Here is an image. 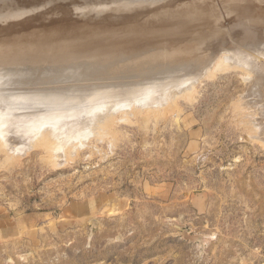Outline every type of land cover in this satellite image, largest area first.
I'll return each mask as SVG.
<instances>
[{"label": "rangeland", "instance_id": "obj_1", "mask_svg": "<svg viewBox=\"0 0 264 264\" xmlns=\"http://www.w3.org/2000/svg\"><path fill=\"white\" fill-rule=\"evenodd\" d=\"M214 3L220 12L215 10V24L234 43L233 29H242L231 17L236 13ZM262 23L250 47L236 42L234 48L258 60L246 56L255 70L264 65ZM225 66L220 72L195 71L203 78L195 74L193 90L184 91L189 82L184 88L176 82V91L173 79L159 80L149 102L123 98L132 93L127 89L137 90L135 84L116 88L122 99L97 103L90 124V103L76 104L68 113L78 117L59 118L55 139L46 125L24 128L41 123L44 109L2 99V106H14L22 118L9 119L16 121L13 134L0 127V264H264L263 75L251 65L248 71ZM2 72V89L24 88L19 78ZM76 124H84L83 133Z\"/></svg>", "mask_w": 264, "mask_h": 264}, {"label": "bare ground", "instance_id": "obj_2", "mask_svg": "<svg viewBox=\"0 0 264 264\" xmlns=\"http://www.w3.org/2000/svg\"><path fill=\"white\" fill-rule=\"evenodd\" d=\"M214 1L218 2L220 6L229 7V10L232 9V12L236 13L235 16L232 13L231 17L235 18L233 20L238 22L237 26L242 29L240 32L238 29V31L233 29L234 43H232V39L226 40L227 37L224 38L225 35L221 33L220 28L215 24L217 22H215V14H217L215 10L219 11L214 8ZM177 2L182 4L177 6ZM254 9H259V13H257V10V12L253 11ZM151 10L157 11L154 15L151 13L150 16L149 14L146 16ZM222 10L224 11L225 9ZM220 15L222 16V14ZM38 17L47 18V21L39 23ZM154 18L160 25L157 24L158 22L155 24L152 22ZM1 21L5 22L2 24L6 26H0V72L3 74L2 71L4 70V72H8V75H12V77L9 76L10 80L15 77L19 78V82L23 83L24 88L20 90L15 88L16 90H14L12 83L11 88L13 91L11 89L5 91L7 90L5 86V90L0 87V127L7 131L12 130V133H10L13 134L16 128V121H14L15 125H13L9 119L19 118L17 120L19 121L22 118V114H18L14 110L15 107L13 105L10 108L9 104L3 106L1 104L2 99L6 101L7 99H12V102L13 100H18L14 102L19 103L21 101V104H26V107L29 105L30 109L42 108V112L44 110L47 112L45 116V113L41 112L40 119L42 118L43 122L42 120L41 123L28 122L24 127L25 130L28 128L33 130L36 126L40 128V125L41 127L46 125L44 129H48L47 135L49 134L50 137H53L57 135L56 131L61 128L56 121L59 118L60 120L63 119V116L64 119H69L68 117L74 113L71 114L70 112L69 114L68 110L74 111V105L76 104H95V106H93L94 104L92 105L93 107H89L90 104L87 106L88 109L90 108L87 110L90 115L89 119L87 113L88 123L90 124V121H92L91 115L96 112V108H99L97 103L101 102L102 105L104 103V106H106L105 103L107 102L105 101H109V99L110 101L107 105L115 103L111 102V100L113 101L120 95L115 92L116 90L113 92L116 88L135 84L136 91L127 89L129 87L123 88V90L127 89L132 92L129 94L125 92L126 95L123 94L125 95L123 98H127L128 101L130 98H136L137 101V98L143 97L149 102L146 98L152 96L150 93L154 91L155 84L161 80L173 79V86L177 82L183 88L185 83L189 82L184 89L186 91L189 88L193 90L190 86L194 83L195 74L202 76V74L199 75L197 72L194 74L195 71H203L205 74L207 72L205 70L210 68L216 69L214 71H219L227 63L226 66H234V68L242 66L244 69L251 65L253 69L250 63L252 61L247 58L250 54L246 52V55L243 53L245 56H242V53L239 54L240 52L235 51L234 48L236 47V42L245 43L246 47H250L253 40L257 38L255 26L262 22L264 23V3L261 0H183V2L182 0H0ZM205 28L209 30L205 31ZM203 30L206 32L205 34H202ZM225 31L224 33H228V30ZM263 32L260 34L262 35ZM161 37L166 38V42ZM144 48L149 49V52L137 57ZM229 51H233L231 58L227 55L228 53L231 54ZM260 52L261 54L263 53L262 51ZM129 53H135V55L132 54V56ZM252 58L254 59V57ZM150 62H152L153 67L149 70L145 69L144 64ZM255 62H258V60L256 59ZM255 64L254 67L257 66ZM141 65H144V67ZM258 66L257 70L260 69L258 72L263 76L257 75V77L260 76L264 82V70L262 68L264 65ZM79 68L84 70L78 72ZM246 70L248 71V68ZM257 70L255 71L257 72ZM65 74L71 76L63 78L62 76L64 75L65 77ZM192 74H194V77ZM0 79L3 78L0 77ZM6 79L9 78H5V81ZM259 79L257 80L259 81ZM254 80L257 81L256 79ZM168 82L170 83L169 80ZM251 82L254 84L253 80ZM260 83L262 82L259 81L258 83L261 87ZM176 86L173 87V90H175ZM255 86H252L253 90L257 89ZM54 87L63 89L54 93L50 91L39 92L42 88L51 89ZM177 89H179L178 86L176 91H178ZM170 90L167 88L162 91L161 89L162 92H170ZM255 92L257 91L255 90ZM161 94L158 93V95ZM185 94H188V92H185ZM166 95L164 94L163 96ZM120 98L119 96L117 99L121 100L122 98ZM154 98L151 100H155ZM124 102L123 100L122 102L118 101L120 104ZM102 105H100V109H102ZM1 106L3 108L9 107L10 109H3ZM19 106L21 107V105ZM38 111H41V109ZM101 113L100 115H103ZM66 115L67 117L65 118ZM74 115L78 117L76 112ZM96 116L98 117V115ZM72 117L73 119H70L75 121L74 119L76 118ZM85 121L87 122V120ZM88 123L86 124L89 125ZM51 124L55 129L52 130ZM9 125L12 127L10 129L6 128ZM83 125L82 127L85 128ZM69 126L71 127L70 124ZM68 127L67 131L70 130V127ZM82 127L78 128L79 131H82L80 134L85 130H80ZM50 128L52 132L51 130L49 131ZM45 131L42 130V132ZM42 132L37 135H43ZM45 133L44 137L47 136ZM50 133L53 135L51 136ZM13 136H9L11 140ZM77 136L75 139L79 137ZM36 137L35 139L38 140V136ZM44 137L42 138L44 139ZM53 138L54 144L56 141ZM67 139L69 140V137Z\"/></svg>", "mask_w": 264, "mask_h": 264}]
</instances>
